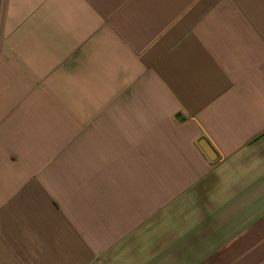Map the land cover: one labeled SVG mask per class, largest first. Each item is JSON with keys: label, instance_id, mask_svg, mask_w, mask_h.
Returning <instances> with one entry per match:
<instances>
[{"label": "crops", "instance_id": "obj_1", "mask_svg": "<svg viewBox=\"0 0 264 264\" xmlns=\"http://www.w3.org/2000/svg\"><path fill=\"white\" fill-rule=\"evenodd\" d=\"M222 253L264 262V0H0V264Z\"/></svg>", "mask_w": 264, "mask_h": 264}, {"label": "rangeland", "instance_id": "obj_2", "mask_svg": "<svg viewBox=\"0 0 264 264\" xmlns=\"http://www.w3.org/2000/svg\"><path fill=\"white\" fill-rule=\"evenodd\" d=\"M222 260L220 262H208L206 264H229V261H228V254L227 253H222V256H221ZM254 264H264L261 263V262H257V263H254Z\"/></svg>", "mask_w": 264, "mask_h": 264}, {"label": "water", "instance_id": "obj_3", "mask_svg": "<svg viewBox=\"0 0 264 264\" xmlns=\"http://www.w3.org/2000/svg\"><path fill=\"white\" fill-rule=\"evenodd\" d=\"M205 148H206L207 152L211 155L212 158L216 157L215 152L211 149V147H209L208 144H205Z\"/></svg>", "mask_w": 264, "mask_h": 264}]
</instances>
